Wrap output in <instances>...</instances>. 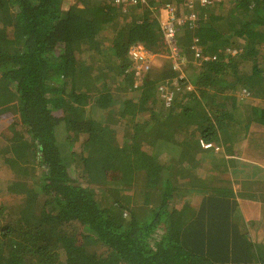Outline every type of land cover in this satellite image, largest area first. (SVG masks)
Masks as SVG:
<instances>
[{
	"label": "trees",
	"instance_id": "16d2710c",
	"mask_svg": "<svg viewBox=\"0 0 264 264\" xmlns=\"http://www.w3.org/2000/svg\"><path fill=\"white\" fill-rule=\"evenodd\" d=\"M64 2L0 0V157L14 175L2 186L22 198L0 205V264H264L249 227L264 203L247 217L211 184L225 157L200 146L224 138L236 100L264 99V0L196 5L175 33L178 66L151 9ZM137 43L156 62L139 75ZM184 165L193 183L178 181ZM135 175L156 203L133 204L120 184ZM107 181L115 194L99 200L89 186Z\"/></svg>",
	"mask_w": 264,
	"mask_h": 264
},
{
	"label": "rangeland",
	"instance_id": "374dc122",
	"mask_svg": "<svg viewBox=\"0 0 264 264\" xmlns=\"http://www.w3.org/2000/svg\"><path fill=\"white\" fill-rule=\"evenodd\" d=\"M71 3H73V0H65L64 7H67ZM151 68H152V66H150L149 70ZM236 96H237L236 93H233V97H234L233 99H236ZM249 105H250L249 101L236 100L235 105L232 109L233 111L230 112L232 114V117L234 118V121L232 122L231 125L226 126L227 128H226V135L225 136L227 137V141H225L223 143H218L216 145L217 151L213 150V152H215L217 154H221L222 151H220L221 147L219 145H224V143H226V145H227V142L229 143V141L231 140V138L235 134H237L239 131L241 132L242 127L239 128L240 130H238V127L236 128L233 126L235 123H238V122L242 123L244 121L253 122V117H252L253 108L250 109V107H248ZM5 109H6L5 107H2V111ZM93 111L95 113L94 112H92V113L88 112V114L92 117H97V118H100L101 120H104V119H102L101 115L95 116V115H97L96 110H93ZM106 117L107 116H105V120H106ZM5 120H7V119H4L3 122L0 124V130L5 128V125H4ZM246 131L248 132V129ZM225 136H224V138H225ZM249 137H251L250 138L251 139L250 142H252L251 145H255L256 147L258 145V148L255 150V154L256 155L261 154L263 152L262 147L264 145V138L261 136H257V130L256 129L252 130L249 133ZM118 138L120 139L119 135H118ZM2 142H4V141L2 140V138H0V145L2 144ZM4 144L5 143H3L2 145H4ZM201 147L203 149H207V148H204L203 146H201ZM228 147H229L228 145L225 146V148H228ZM208 148L214 149L213 147H208ZM207 150H210V149H207ZM1 157H4V156L1 155ZM1 157H0V205H4V206H7L9 204L11 205V204L15 203V201H17V203H20L22 198L20 199L19 196H17L16 198L13 199L11 197H7V196L3 195V194H5V192H4V186H2V183L9 178H13L14 175H13V171H11L10 167L1 161ZM255 160H257V158H255ZM185 167L187 168L186 165L182 166L184 174H183V172L181 173V175H180L181 177H178V181H181V178H182L183 181L186 180L185 182L190 181V183H193V179H194L193 177L198 175V173H194L196 170H189V171L185 172V169H184ZM228 170L226 172V174H227L226 176L224 174H222V175L217 174L219 180L212 181L211 184H215V185L223 184L225 186H231V189L233 190V194L236 197H238L241 202L245 201L246 203H248V205L251 204L253 201L255 202V200L258 197H260V193H259L260 189L257 190V184L254 183V181L245 182L241 177H238L236 180L231 182L233 176L230 175ZM26 179H28V181L30 182L31 178L29 179V177H28ZM104 179H106L110 182V181H115L117 179L120 180L121 176L119 173H116L115 171L108 170L105 173ZM108 181L105 184L104 183L101 184V185H103L102 188H99L96 185H93V186L90 185L89 186V190L91 191V193L93 194L94 197L98 198L99 200H102L101 198L103 197L104 193L109 194L108 191L112 192V194H109V195L114 196L115 192L113 190V187L115 185L109 184ZM131 181H132V183L130 182L131 183L130 185H127V183H121L120 185H121L122 189H129L128 193H129L130 198L133 199V204L139 205L140 207L141 206L144 207L145 205H150V204L156 203L157 195H156V197L154 195H151V196L146 195L145 190H143L144 187L142 185V180H141L140 175H138V176L135 175L133 177V180L131 179ZM185 185H187V184L185 183ZM128 186H129V188H128ZM100 189L102 191H99ZM240 190H242V192H240ZM241 194H242V196H240ZM180 198H183V197L181 196ZM260 198L264 199V197H260ZM243 208L245 211L246 207L241 206L242 210H243ZM263 208L264 207H262V209ZM249 210L253 211L254 217H255V214L257 217H259L258 214L256 213L255 209L250 208ZM246 215H247V217H251V213H249V212H246ZM261 219H262L263 225L260 226V225L255 224L254 225L255 228H253L252 226H249L251 237L253 236V240H256V241L258 239L264 240V215L263 214H262ZM94 249L96 251H98L99 253L103 250L102 248H99L96 246L94 247ZM118 264H120V263H118Z\"/></svg>",
	"mask_w": 264,
	"mask_h": 264
},
{
	"label": "built area",
	"instance_id": "2783aa9c",
	"mask_svg": "<svg viewBox=\"0 0 264 264\" xmlns=\"http://www.w3.org/2000/svg\"><path fill=\"white\" fill-rule=\"evenodd\" d=\"M113 4L120 5L124 10L126 6H144L153 12L159 31L161 32L167 47L168 53L166 52V57H170L173 66H178L179 64V54L176 41L175 33L179 26L187 23L189 26H194L197 13L196 5L200 6H212L213 2L220 3L222 0H155L158 1V5L151 6L150 0H110ZM176 4L179 5L177 9ZM215 4V3H214ZM194 43H197L196 40ZM193 50L195 56L201 57L200 50L196 44H193ZM231 53H235V50H232ZM128 54L133 59V68L135 74L139 75L143 71H148L152 62L150 61L154 54L149 50L145 49L141 43L133 44L128 49ZM208 58V57H205ZM181 59V58H180ZM200 145L204 148L213 147L214 150H217V146L213 142H203L200 141Z\"/></svg>",
	"mask_w": 264,
	"mask_h": 264
},
{
	"label": "crops",
	"instance_id": "0c3cea01",
	"mask_svg": "<svg viewBox=\"0 0 264 264\" xmlns=\"http://www.w3.org/2000/svg\"><path fill=\"white\" fill-rule=\"evenodd\" d=\"M155 63L156 62H153V65ZM246 101L250 102V105L248 107H250V109L253 108V122L244 121L242 123H235L233 126L236 128L238 127V130H240L239 128L242 127L241 132L239 131L231 138L229 143L227 142V145L229 146L228 148H225V146H227L226 143H224V145H219L221 147L220 151H222L223 153L221 154L225 157V160H223V162H226V165H223L222 170L219 171L217 174H224L226 176V172L229 169L228 172L231 176H233L231 182L236 180L238 177H241L245 182L254 181V183L257 184V190L260 189V197H264V145L262 147L263 152L259 155H256L255 150L258 148V145L257 147L255 145H251V137H249V133L252 130L256 129L257 136H261L264 138V124L254 118L256 108L264 105V99H253L249 97L246 99ZM233 121L234 118L232 117L230 121H226L225 123L226 125H231ZM247 129L248 132L246 131ZM224 133L226 135V129ZM225 141H227L226 136L225 138L221 137L219 140L220 143H223ZM255 158H257V160H255ZM240 192H242V190H240ZM240 196H242V194ZM260 197H258L255 202L251 203L259 209H261L262 207L261 204L264 203V199ZM244 204L248 205V203L243 201L242 206ZM251 204H249L248 206H252ZM246 210L249 209L245 208V211ZM255 218L257 219L256 214Z\"/></svg>",
	"mask_w": 264,
	"mask_h": 264
}]
</instances>
